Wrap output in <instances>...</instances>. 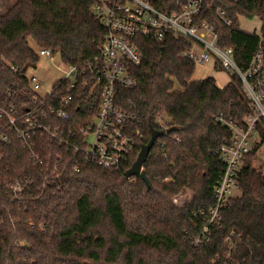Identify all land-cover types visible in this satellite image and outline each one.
<instances>
[{
  "label": "trees",
  "instance_id": "trees-1",
  "mask_svg": "<svg viewBox=\"0 0 264 264\" xmlns=\"http://www.w3.org/2000/svg\"><path fill=\"white\" fill-rule=\"evenodd\" d=\"M151 1L166 12L179 10L176 0ZM93 5L94 0H15L0 11V106H13L19 115L33 107L27 73L40 62V49L60 54L66 65H81L99 53L107 30ZM255 16L262 21L259 32L241 27V17ZM198 20L214 25L218 45L233 48L243 70L264 46V0H204ZM136 41L142 51V63L131 70L136 85L120 87L117 104L140 122L144 138L122 170L87 162L84 154L39 134L33 142L43 164L33 166L17 132L0 117V132L7 135L0 139V264H264V174L254 166L264 144L261 122L260 142L239 171L241 197L223 208L212 240L194 244L206 223L201 212L215 204L213 187L224 168L219 151L231 136L214 118L222 113L243 120L252 113L241 79L233 74L219 87L213 76L194 78L196 64L181 55L189 44L172 33L162 41ZM99 103L98 94L79 85L70 120L49 116L44 122L72 129L87 123ZM158 114L168 116V131L158 129ZM145 147L149 185L141 175L127 176ZM27 181L33 183L26 195L14 199L10 185ZM188 190L192 195L183 205L172 201Z\"/></svg>",
  "mask_w": 264,
  "mask_h": 264
},
{
  "label": "built area",
  "instance_id": "built-area-1",
  "mask_svg": "<svg viewBox=\"0 0 264 264\" xmlns=\"http://www.w3.org/2000/svg\"><path fill=\"white\" fill-rule=\"evenodd\" d=\"M203 1L176 0L174 7L179 10L166 12L151 0H94L93 11L107 30L99 53L81 65H66L68 70L65 75L54 83L47 95L39 93L42 84L38 78L28 76L35 94L33 107L27 108L23 115H19L13 106H0V117H5L7 125L17 132L33 166L43 164V158L33 142L34 136L39 134L40 138L50 136L75 154H84L87 162H97L110 171H119L129 162L137 143L144 138L140 122L117 104L119 88L136 85L131 70L142 63L137 38L150 37L162 41L167 33H172L187 41L189 45L181 55L194 61L196 67L214 61L222 71L238 75L252 113L243 120L228 119L222 113L214 118L216 124L229 128L231 136L224 140L219 151L224 168L213 187L214 206L201 212L206 217V223L194 240L197 246L212 240L213 226L220 224L221 211L231 204L233 191L238 188L243 160L260 142L259 122L264 128V46L261 45L253 55L250 65L245 70L241 69L234 59L233 48L218 45L214 25L207 20H198ZM218 15L226 24H231L224 10H219ZM39 55L41 58L53 57L48 48L40 49ZM79 85L89 87L90 92L98 94L100 103L97 113L87 123L77 124L69 130L49 122L46 124L44 120L49 116L55 120H70ZM168 121L167 115H157L156 124L161 132L168 131ZM0 139L7 140V135L0 132ZM175 139L178 142L181 140L178 136ZM74 170L79 171L80 168L76 166ZM32 183L10 185L14 199H22ZM180 195L172 198L177 205L184 203L180 201ZM233 249L231 245L228 257Z\"/></svg>",
  "mask_w": 264,
  "mask_h": 264
},
{
  "label": "rangeland",
  "instance_id": "rangeland-1",
  "mask_svg": "<svg viewBox=\"0 0 264 264\" xmlns=\"http://www.w3.org/2000/svg\"><path fill=\"white\" fill-rule=\"evenodd\" d=\"M15 0H0V11H5V9L10 6ZM262 21L260 17L255 16L253 18L241 17L240 25L243 29L248 31H260ZM32 45L33 42H31ZM209 64H205L203 67H196V71L194 74V78H202L204 75L214 76L219 83H227L231 80V75L229 73H225L219 67L213 68L210 71L208 66ZM67 66L62 62L61 55L55 54L52 58H44L40 59V62L35 68L29 69L27 76H36L39 82L42 84L39 93L41 95H47L49 91H51L55 82L61 80L67 71ZM169 119V118H168ZM254 166L263 172L264 174V144L259 147L256 155V159L254 161ZM186 194H182L179 196L181 202L185 201L186 198H189L192 195L191 191H186ZM242 192L239 188L234 189L233 197L239 198L241 197Z\"/></svg>",
  "mask_w": 264,
  "mask_h": 264
},
{
  "label": "water",
  "instance_id": "water-1",
  "mask_svg": "<svg viewBox=\"0 0 264 264\" xmlns=\"http://www.w3.org/2000/svg\"><path fill=\"white\" fill-rule=\"evenodd\" d=\"M157 137H156V139H157ZM149 151H150V147H145L143 149L142 153L140 154L139 161L136 164V166L133 169L129 170L128 173H127L128 177H130L133 174L141 175L143 177V180L145 181V183L147 185H149V180L145 176L144 170L142 169V163L145 160V158H147V155L149 154Z\"/></svg>",
  "mask_w": 264,
  "mask_h": 264
},
{
  "label": "crops",
  "instance_id": "crops-1",
  "mask_svg": "<svg viewBox=\"0 0 264 264\" xmlns=\"http://www.w3.org/2000/svg\"><path fill=\"white\" fill-rule=\"evenodd\" d=\"M207 64H209L208 66H209V68H210V71L212 70V67L213 68H217L216 67V65H215V62L214 61H211V62H208ZM204 66V65H203ZM203 66H200V67H203ZM226 73V72H225ZM227 74V73H226ZM209 76H211V75H209ZM207 77V75H204L202 78H196V79H203V78H206ZM214 77V76H213ZM216 79V78H215ZM216 83H217V85L219 86V87H225L226 85H227V83H229V81L226 83H219V82H217V80H216Z\"/></svg>",
  "mask_w": 264,
  "mask_h": 264
}]
</instances>
